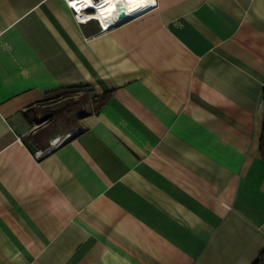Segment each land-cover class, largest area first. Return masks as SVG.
<instances>
[{"label": "crops", "instance_id": "crops-1", "mask_svg": "<svg viewBox=\"0 0 264 264\" xmlns=\"http://www.w3.org/2000/svg\"><path fill=\"white\" fill-rule=\"evenodd\" d=\"M154 2L0 0V264L264 254V0Z\"/></svg>", "mask_w": 264, "mask_h": 264}, {"label": "built area", "instance_id": "built-area-1", "mask_svg": "<svg viewBox=\"0 0 264 264\" xmlns=\"http://www.w3.org/2000/svg\"><path fill=\"white\" fill-rule=\"evenodd\" d=\"M82 1L83 0H66V3L69 7L72 8V10L74 12V17L76 18V21L78 23H86V22L94 20L93 18L90 19V17L95 16L93 14L94 10H92L90 8H85L86 4H81V5L79 4L80 5L79 8H77L76 6L73 7V5H74L73 3H75V2L83 3ZM90 1H92L93 3L100 4L101 0H90ZM154 3L155 2H152V4H154ZM152 4H146L144 6H141L140 8H137V10H135L133 12H131V10L127 7L128 13L134 14V15H139V14L143 13L144 11H146L150 7V5H152ZM96 9H97V7H96ZM117 21H118V18L116 17V6H114L110 12V15H108L104 19L105 24H103L102 22L97 23L98 24V31H96L95 33H99L102 30L106 29L107 27L114 25ZM66 137H67V134L61 135V136H59V135L53 136L52 138H50L47 148L45 150L35 151V153H34L35 156L40 157L44 153V151H46V150L48 151V150H51V149L57 147L60 142H62L64 139H66Z\"/></svg>", "mask_w": 264, "mask_h": 264}, {"label": "bare ground", "instance_id": "bare-ground-1", "mask_svg": "<svg viewBox=\"0 0 264 264\" xmlns=\"http://www.w3.org/2000/svg\"><path fill=\"white\" fill-rule=\"evenodd\" d=\"M83 3H77V2H75V3H73L77 8H79V6L81 5V4H85L84 3V0L82 1ZM112 2H114L113 0H112ZM143 2V0H131L129 3L130 4H127L126 5V7H128L130 10H133V11H135V10H137V8H140L141 6H140V4ZM148 2H150V0H148ZM80 4V5H79ZM104 2L101 0L100 1V4H98V3H95V6L97 7V10H96V12L95 13H93L95 16H97L98 17V13L100 14V18L98 17V22L97 23H99V22H101V20L100 19H102V17L103 16H105V14L108 12L109 14H110V12H111V10L113 9V7H114V4L111 6V4H109V6L110 7H108V1H107V3L106 4H104ZM124 4V3H123ZM147 4V2H144L143 3V6L144 5H146ZM93 5V2L92 1H90V3H88V4H86V7L85 8H88V7H91ZM100 5V6H99ZM107 5V7H105ZM131 6L133 7V9H131ZM98 12V13H97ZM132 12V11H131ZM94 16V17H95ZM94 17L92 16V17H90V19H94ZM106 18V17H105ZM95 21V20H94ZM104 22V21H103ZM103 24H105V23H103Z\"/></svg>", "mask_w": 264, "mask_h": 264}, {"label": "water", "instance_id": "water-1", "mask_svg": "<svg viewBox=\"0 0 264 264\" xmlns=\"http://www.w3.org/2000/svg\"><path fill=\"white\" fill-rule=\"evenodd\" d=\"M114 6H116V17L117 18H123L128 15L127 7L123 3H121L119 0H116L114 2Z\"/></svg>", "mask_w": 264, "mask_h": 264}, {"label": "trees", "instance_id": "trees-1", "mask_svg": "<svg viewBox=\"0 0 264 264\" xmlns=\"http://www.w3.org/2000/svg\"><path fill=\"white\" fill-rule=\"evenodd\" d=\"M260 148L262 155H264V128H262V135L260 138ZM253 264H264V254H261Z\"/></svg>", "mask_w": 264, "mask_h": 264}, {"label": "snow or ice", "instance_id": "snow-or-ice-1", "mask_svg": "<svg viewBox=\"0 0 264 264\" xmlns=\"http://www.w3.org/2000/svg\"><path fill=\"white\" fill-rule=\"evenodd\" d=\"M144 2H148V0H143V2L140 4V6H143ZM152 2H154V0H152ZM84 3L88 4V3H90V0H84ZM73 7H75V5H73Z\"/></svg>", "mask_w": 264, "mask_h": 264}, {"label": "clouds", "instance_id": "clouds-1", "mask_svg": "<svg viewBox=\"0 0 264 264\" xmlns=\"http://www.w3.org/2000/svg\"><path fill=\"white\" fill-rule=\"evenodd\" d=\"M88 8H90V9H92V10H94V13L96 12V6H95V3H93V5L91 6V7H88Z\"/></svg>", "mask_w": 264, "mask_h": 264}]
</instances>
